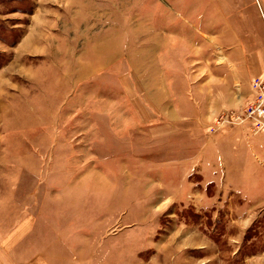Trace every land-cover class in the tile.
I'll list each match as a JSON object with an SVG mask.
<instances>
[{
    "label": "rangeland",
    "instance_id": "374dc122",
    "mask_svg": "<svg viewBox=\"0 0 264 264\" xmlns=\"http://www.w3.org/2000/svg\"><path fill=\"white\" fill-rule=\"evenodd\" d=\"M261 109L264 0H0V264H264Z\"/></svg>",
    "mask_w": 264,
    "mask_h": 264
},
{
    "label": "built area",
    "instance_id": "2783aa9c",
    "mask_svg": "<svg viewBox=\"0 0 264 264\" xmlns=\"http://www.w3.org/2000/svg\"><path fill=\"white\" fill-rule=\"evenodd\" d=\"M261 84H262V82L260 81V82L256 83V86H257L258 88H260V87H261ZM261 110H264V109H261Z\"/></svg>",
    "mask_w": 264,
    "mask_h": 264
}]
</instances>
